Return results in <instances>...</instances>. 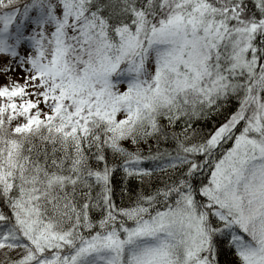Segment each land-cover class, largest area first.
I'll return each instance as SVG.
<instances>
[{"label":"snow or ice","instance_id":"1","mask_svg":"<svg viewBox=\"0 0 264 264\" xmlns=\"http://www.w3.org/2000/svg\"><path fill=\"white\" fill-rule=\"evenodd\" d=\"M15 68L0 264H264V0H0Z\"/></svg>","mask_w":264,"mask_h":264},{"label":"rangeland","instance_id":"2","mask_svg":"<svg viewBox=\"0 0 264 264\" xmlns=\"http://www.w3.org/2000/svg\"><path fill=\"white\" fill-rule=\"evenodd\" d=\"M26 74L22 72L19 68H15L12 72L4 74L2 70H0V86H4L9 84L10 82H19L21 84L24 83V76ZM11 77V81L9 80Z\"/></svg>","mask_w":264,"mask_h":264},{"label":"trees","instance_id":"3","mask_svg":"<svg viewBox=\"0 0 264 264\" xmlns=\"http://www.w3.org/2000/svg\"><path fill=\"white\" fill-rule=\"evenodd\" d=\"M203 124V121H201V125ZM177 130H179V129H177ZM117 181H119V176H117ZM135 185V182H133V186ZM116 191H117V196H116V200H117V203H119V195H118V193H119V191H120V187H119V185L117 186V188H116ZM229 259H231V257H229Z\"/></svg>","mask_w":264,"mask_h":264}]
</instances>
